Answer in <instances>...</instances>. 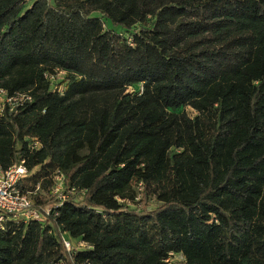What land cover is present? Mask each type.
<instances>
[{
    "label": "trees",
    "instance_id": "obj_1",
    "mask_svg": "<svg viewBox=\"0 0 264 264\" xmlns=\"http://www.w3.org/2000/svg\"><path fill=\"white\" fill-rule=\"evenodd\" d=\"M0 88L32 95L1 164L50 209L0 264H264V0H0ZM133 181L156 208L126 209Z\"/></svg>",
    "mask_w": 264,
    "mask_h": 264
},
{
    "label": "built area",
    "instance_id": "obj_2",
    "mask_svg": "<svg viewBox=\"0 0 264 264\" xmlns=\"http://www.w3.org/2000/svg\"><path fill=\"white\" fill-rule=\"evenodd\" d=\"M50 79L53 80L54 77ZM31 101L32 95L28 91L8 93L6 89L0 88V115L5 111L16 112ZM40 146L35 139L29 143L30 150L38 149ZM27 175L28 170L24 159L13 162L7 167H3L0 161V231L5 230L10 223L26 225L31 221L44 222L49 214V208L41 211L33 206L35 195L41 193L39 185H36L33 190L23 192L18 188V184ZM64 185L63 175L55 173L49 192L56 197L58 202L66 198ZM62 243L66 252L69 253L72 249L71 244L64 238H62ZM84 247L83 242H78L76 245V248ZM172 257L169 255L165 261H170Z\"/></svg>",
    "mask_w": 264,
    "mask_h": 264
},
{
    "label": "rangeland",
    "instance_id": "obj_3",
    "mask_svg": "<svg viewBox=\"0 0 264 264\" xmlns=\"http://www.w3.org/2000/svg\"><path fill=\"white\" fill-rule=\"evenodd\" d=\"M108 25V24H107ZM109 26V25H108ZM129 41V40H128ZM62 78V73L58 75V77L55 79V82H58L60 79ZM63 87H60L59 89L61 90ZM141 87H139V90H140ZM134 89L133 88H130L128 89L129 92L133 91ZM184 111L185 113H187L188 116H194L196 113L193 109H191L190 107H183V108H180L178 110V113ZM146 172V169L144 168H138L137 169V174H140V175H144V173ZM136 181V180H135ZM135 181L132 182V189L134 191H136V201L138 200L140 202V204L137 205V203H132L131 201L129 200H126V202H124V205L126 207L127 210H132V209H135V208H139V207H142V208H146V209H154L157 207L155 201L153 199L147 201L146 200H143L141 201V198H142V194H143V187L141 184H138L136 185L135 184ZM29 187V184L27 185ZM49 193H47V191L45 190H41V195L43 196H46L48 195ZM50 196H52V198L54 197V195L50 194ZM75 200L79 201V200H82V194L81 193H78L77 195H74L72 196ZM51 205V204H50ZM49 208V207H48ZM46 208V209H48ZM78 242H81V241H78ZM77 242V243H78ZM169 255H172L173 257L171 258L172 259V264H185V260H184V257L182 254H169Z\"/></svg>",
    "mask_w": 264,
    "mask_h": 264
}]
</instances>
